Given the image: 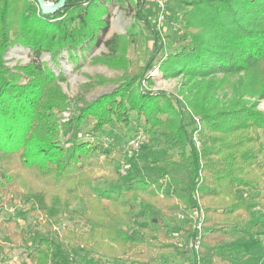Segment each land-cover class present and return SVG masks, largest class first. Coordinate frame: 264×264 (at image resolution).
Here are the masks:
<instances>
[{
    "label": "trees",
    "instance_id": "1",
    "mask_svg": "<svg viewBox=\"0 0 264 264\" xmlns=\"http://www.w3.org/2000/svg\"><path fill=\"white\" fill-rule=\"evenodd\" d=\"M101 1L110 0H66L54 14H43L36 0H0V208L17 192L40 214V229L50 232L31 248L23 244L17 264H73L76 249L90 257L89 264H179L168 255L192 264L194 256L186 246L192 223L186 219L179 245L162 221L188 217L198 202L204 213L198 254L206 264H227L223 241L229 231L241 232L244 214L264 206L259 193H236L239 188L264 189V114L256 108L264 100V0H179L185 34L176 41L148 23L143 12L147 0H114L131 4L135 23L125 35L108 39V53L93 61L122 74L110 93L89 102L76 97L84 106L62 121L61 114L69 111V98L58 84L64 76L55 75L39 58L47 53L57 64L63 52L72 58L100 43L99 33L108 25ZM141 24L150 28L156 50L179 44L165 54L158 70L163 77H182L183 99L141 90V81L149 80L154 68L151 61L141 64L147 42ZM15 46L28 49L33 59L10 69L3 56ZM108 81L95 76L83 88ZM185 108L202 123L200 150L191 139L197 127L191 118L184 122ZM131 112L176 157L151 161L164 170L160 174H128L123 191L100 189L97 181L110 183L118 175L113 168L117 159L92 161L96 148L89 142H74L67 153L60 131L77 130L88 118L93 132L106 125H129ZM97 168L104 174L93 176L90 171ZM173 169L183 170L185 177ZM79 200L86 211L73 214L82 222L56 232L62 214ZM136 218L140 234L133 238L129 229ZM6 222L10 231L0 243V264H5L7 246L27 234L12 232V220Z\"/></svg>",
    "mask_w": 264,
    "mask_h": 264
},
{
    "label": "rangeland",
    "instance_id": "2",
    "mask_svg": "<svg viewBox=\"0 0 264 264\" xmlns=\"http://www.w3.org/2000/svg\"><path fill=\"white\" fill-rule=\"evenodd\" d=\"M46 3H53L50 0H45ZM106 8V16L108 25L104 33H99L100 43L87 47L81 51L74 52L72 58H67L65 52L59 56L57 64H54L50 59L49 54L44 53L40 56L39 61H45L55 73V75L62 74L64 76L63 81H59L58 84L62 92L69 98V111L61 114V120L66 121L73 117L77 110L84 106V102L76 100V97L82 96L85 101L89 102L96 97L107 94L112 91L118 78L121 76V71H116L108 68L107 66L93 61V57L101 56L108 53L106 47V41L113 36L125 35L128 29L135 23L134 10L128 2L121 3L110 0L109 2H103ZM157 6L153 0H147L145 3L144 14L148 18V23H151L155 28V14ZM166 21L163 25L164 36H170L174 41L179 37L184 36L185 30L180 22V16L183 11V6L179 0H166ZM143 28L147 42L143 50L141 57V64L144 65L148 61L153 62L154 68L149 74V80L141 81V90L150 91L152 93L166 92L171 96H177L179 99H183L181 92L182 77H163L158 70V65L165 54L172 51L175 48H179V44L163 45L160 49L156 50L153 44L152 33L150 28L141 24ZM133 46H130L127 51V56L131 57L133 54ZM4 65L13 69L16 66H24L32 59V53L28 49L22 47H12L3 56ZM95 76H102L109 80L105 84L92 86L89 89L83 88L87 83H90ZM24 82V81H23ZM257 110L264 114V100L257 103ZM187 110V111H186ZM190 115H189V114ZM191 116V117H190ZM131 122L129 125L112 124L106 125L102 130L93 132L92 125L93 120L91 118L86 119L79 129L75 130L71 126L67 130L60 131V143L66 148L67 153L71 149V145L76 142H89L91 147L96 148V151L91 153V160H102L106 158H115L117 161L113 164V168L117 169L118 175L110 183H106L103 180L97 181L94 185L100 189H112L115 191H123L127 184L126 176L131 174L132 176L142 175L145 178L153 174H160L164 172L163 169L158 168L157 165L151 163L156 158H167L172 156L176 157L175 153H172L167 149L163 139L157 132L154 135L146 132L144 121L137 119V115L133 112L130 113ZM184 122L192 120L193 126H198L200 129L197 135V141L199 142V149L201 146L202 135V123L197 115L192 113L188 108L184 111ZM198 120V122H197ZM136 136L139 138L138 147L134 148L128 145L129 141ZM261 142L264 144V136L261 138ZM194 143V141H193ZM195 145V144H194ZM196 147V146H195ZM264 166V160H262ZM87 168H91V162L87 165ZM105 171L102 169H92L90 173L93 176H100ZM173 172L181 177H185V172L180 169H173ZM107 173V172H106ZM164 189H168L167 179L164 178ZM237 195H255L257 193L262 195L264 203V189H245L239 188L236 190ZM106 203V202H104ZM86 206L83 200L77 201L72 205L68 211L64 212L61 217V223L58 227L54 228L56 232L61 233L65 228L71 229L72 225L76 221L82 222V219L76 217L73 212H85ZM153 221L156 220L155 212H151ZM192 213V212H191ZM11 219V231L20 232L26 230L27 234L21 239L16 238L14 243H11L5 249V264H17L23 258L22 245L26 244L28 248L33 247L40 237H46L50 235L48 230H41V216L38 211L31 205L25 204L20 198L17 192H12L10 200L0 208V243L2 237L8 234L10 229H6V220ZM188 219L192 221V217H185L183 219L176 216L168 217L162 222L170 230L172 238L182 230L185 225V221ZM140 221L136 218L133 221L132 227L129 229L131 237L135 238L139 236ZM242 231H229L228 237L223 241L225 246V257L227 264H264V206H254L248 213L242 217ZM170 262L183 263L182 260L176 259L172 255H168ZM90 257L85 256L81 251L76 249L72 253L73 264H89ZM204 261V260H203ZM206 264V262L204 261ZM117 264H139L138 261L123 260Z\"/></svg>",
    "mask_w": 264,
    "mask_h": 264
},
{
    "label": "built area",
    "instance_id": "3",
    "mask_svg": "<svg viewBox=\"0 0 264 264\" xmlns=\"http://www.w3.org/2000/svg\"><path fill=\"white\" fill-rule=\"evenodd\" d=\"M155 2V5L157 6V10H156V14H155V29L159 32L162 33V31H164V23L166 21V15H167V11H166V0H153ZM198 122V120H197ZM199 128L197 126V130L193 131L191 134V139L192 141H194V144L196 146L197 149H199V142L197 141V135L199 132ZM138 136H136L135 138H132L128 145L131 147H138L140 141H139ZM192 212V213H191ZM189 217H192V230H193V234L192 236L188 239L186 246L188 248V250L193 254L194 256V261L192 262V264H205L203 261V258H201V256L198 254V250H199V246H200V241H201V237L203 234V220H204V213L203 210L199 204V202L197 204H195L194 206H192L189 210ZM177 218H185V216L183 215H178ZM182 231L179 232L176 237L174 238L175 242H177L179 245L183 244V240H182Z\"/></svg>",
    "mask_w": 264,
    "mask_h": 264
},
{
    "label": "water",
    "instance_id": "4",
    "mask_svg": "<svg viewBox=\"0 0 264 264\" xmlns=\"http://www.w3.org/2000/svg\"><path fill=\"white\" fill-rule=\"evenodd\" d=\"M36 2L43 14H54L56 11L62 9L66 0H57L55 3H46L45 0H36Z\"/></svg>",
    "mask_w": 264,
    "mask_h": 264
},
{
    "label": "crops",
    "instance_id": "5",
    "mask_svg": "<svg viewBox=\"0 0 264 264\" xmlns=\"http://www.w3.org/2000/svg\"><path fill=\"white\" fill-rule=\"evenodd\" d=\"M244 196V195H243Z\"/></svg>",
    "mask_w": 264,
    "mask_h": 264
}]
</instances>
